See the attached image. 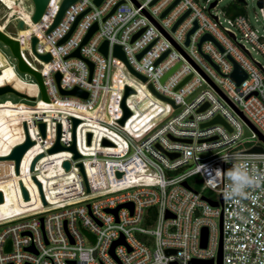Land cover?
<instances>
[{"label": "built area", "instance_id": "built-area-1", "mask_svg": "<svg viewBox=\"0 0 264 264\" xmlns=\"http://www.w3.org/2000/svg\"><path fill=\"white\" fill-rule=\"evenodd\" d=\"M173 1L74 0L49 31L62 0H48L35 21L33 10L27 15L19 9L11 12L25 22L13 37L19 40L26 63L40 71L48 96L42 99L35 80L46 106L22 119L34 140L31 146L39 145L24 174L41 182L46 203L35 182L40 208L0 216V264H188L191 258L215 261L219 240L220 264H264V180L247 189L245 198L224 195L227 171L236 165L264 176V142L238 146L242 128L233 114L264 137V63L250 53L253 49L264 60V26L253 25L242 12L230 14L228 4L218 7L219 0H175L161 15ZM263 4L261 0L257 5L254 21L264 19ZM81 13L68 37L59 42ZM193 21L196 26L185 44ZM94 22L96 28L82 43ZM19 29L25 33L18 35ZM204 33L214 41L206 38L197 44ZM32 36L37 37L35 51ZM104 39L105 54L98 48ZM114 44L125 60L112 53ZM78 47L80 54L69 56ZM47 52L48 60L39 56ZM233 62L245 72L238 83L228 76ZM75 86L87 95L60 90ZM125 86L131 91L123 97ZM122 97L129 114L119 123ZM215 115L230 129L220 122L200 125ZM72 117L80 119L74 135L81 156L75 158L68 149L49 152L58 123L60 143H72ZM39 121L45 122L44 136ZM102 138L111 143H101ZM255 145L263 150H246ZM169 152L177 155L170 157ZM11 160L24 184L21 160L18 172ZM64 160L70 162L69 168ZM203 165L220 170L215 187L208 186L206 169L197 170ZM205 188L215 191L217 198L205 195ZM125 202L131 208L122 205ZM116 206L115 212L108 210ZM149 212L154 214L152 226L144 224ZM83 229L94 236L93 243H87ZM167 248L173 250L165 252Z\"/></svg>", "mask_w": 264, "mask_h": 264}, {"label": "rangeland", "instance_id": "rangeland-1", "mask_svg": "<svg viewBox=\"0 0 264 264\" xmlns=\"http://www.w3.org/2000/svg\"><path fill=\"white\" fill-rule=\"evenodd\" d=\"M197 1L199 3H203V0ZM232 1L233 0H219L218 7L230 4ZM244 1L245 3H241L243 10L242 13L247 16L248 20L253 25H258L259 27L264 26V19L259 18L258 21H254L253 19V14L259 13L256 0ZM17 5V9H19L22 14L24 13L23 15H27V11L31 12L34 7L32 0H0V28L12 36L16 35L17 27L14 24L15 12L12 15L10 14L13 8ZM6 20L7 23H5V25H1L6 22ZM21 33H25L24 29H19L17 31L18 35ZM246 45L249 47L248 43H246ZM250 53L260 62L264 63V60L259 53L255 52L253 49H250ZM27 56L32 59L31 55L27 54ZM2 80H7V82L4 81L3 84H11L15 89L29 95H32L35 92L39 93L38 85L34 82L36 80L34 75L19 69L17 65V58L11 48L5 42L0 40V81ZM40 98L35 101L11 91L0 94V190H3L4 192V199L0 201V216L12 215L19 213L20 211L40 208L42 206V203L36 193V183L24 174L28 167L27 164L30 158H32L38 150L39 145L34 147L31 146L25 152L20 164L23 171L22 175L24 177L23 185H26L30 189L32 196L31 199H25L22 195H20L19 185L22 181L19 180V177H17L18 173L13 172V162L11 158L5 157L8 155L7 153L13 145L21 142L25 138V130L22 119L29 117V113L38 108L36 104L39 102ZM233 114L240 121L242 128L238 146L245 147L253 143L261 144L262 141L257 138L254 130L235 112H233ZM41 176L42 175H40V177ZM42 181L46 182V180ZM53 182H55V180ZM194 185L196 188H200L201 183L200 181H196L194 182ZM202 192L209 197L217 198V193L212 189L205 188ZM153 216L154 214L151 212H149L148 215H144V224H151L150 226H152ZM215 220L217 221V218H215ZM83 232L87 237V243H93L94 236L90 235L86 229H83ZM6 249H8L7 246Z\"/></svg>", "mask_w": 264, "mask_h": 264}, {"label": "water", "instance_id": "water-1", "mask_svg": "<svg viewBox=\"0 0 264 264\" xmlns=\"http://www.w3.org/2000/svg\"><path fill=\"white\" fill-rule=\"evenodd\" d=\"M74 0H62V3L60 5V8L58 10V13L52 23V25L50 26V28L48 29L51 30V28L59 21V19L61 18L65 8L71 3L73 2ZM95 4L99 3L100 0H93ZM153 1V0H152ZM240 1H243V0H240ZM33 2V13L31 15V18L32 20H38V18L40 17V15L42 14L48 0H32ZM175 2V0L168 6L166 7L162 12H161V15L165 13V11ZM214 1L211 2V4H213ZM256 4L258 6L261 5V0H256ZM114 7L111 8V10L108 12L110 13L112 11ZM188 10H186L177 20L176 22L172 25L171 28H174V26L176 25V23L183 17V15L187 12ZM107 13V14H108ZM82 15L79 14L78 17L76 18V20L74 21L71 29L69 30V32L64 36L62 37L59 42H63L67 37L68 35L71 33L72 29L74 28L78 18ZM106 16V15H105ZM104 16V17H105ZM103 17V18H104ZM14 23H15V26L17 28H24L25 27V22L22 18L16 16L15 19H14ZM196 24H195V21H193V26L187 31L186 33V36H185V40H184V43L186 44L188 42V34L195 28ZM96 28V22H94L92 25H91V28L89 29V31L86 33V35L84 36L83 40H82V43L86 42V40L89 38V36L91 35V33L93 32V30ZM138 32L134 33L131 37L134 38L136 35H137ZM211 39L213 40V38L208 34V33H204L200 36L197 44L200 43L201 40L203 39ZM0 40H2L3 42H5L7 45H9V47L11 48L12 52L14 53V55L16 56L17 58V65L19 67V69L23 70V71H27L29 72L30 74L34 75V77L36 78V80L38 81L39 83V86H40V90H41V97L42 99L44 100H48V96L46 94V91H45V87H44V84H43V80H42V76H41V73L40 71L34 69L33 67H31L30 65H28L26 63V61L23 59L21 53H20V43H19V40L13 36H11L9 33H7L6 31H4L3 29L0 28ZM37 40V37L36 36H32L31 38V45H32V50L35 51V42ZM214 41V40H213ZM106 46H107V42L106 40H102V42L100 43L99 45V50L105 54L106 53ZM221 48V47H220ZM145 50L142 49L141 51H139L137 54H136V57H139L141 55V53ZM112 53L118 57H120L122 60H125L124 58V54H123V51L121 50L120 46L118 44H114L113 45V49H112ZM79 47L76 48L74 51H72L69 56L71 55H79ZM165 54V52L162 53L161 56H163ZM39 56L41 58H43L44 60H48L50 58V53H44V54H39ZM160 56V57H161ZM159 57V58H160ZM158 58V59H159ZM90 64V69L92 68V63L89 62ZM172 69V68H171ZM171 69L168 71L170 72ZM167 72V73H168ZM166 73V74H167ZM164 74L162 76V78L165 77ZM141 79H144L143 76L139 75ZM228 76L229 78H231V80H233L235 83H238L244 76H245V72L244 70L235 62H233V68L232 70L228 73ZM188 76H186L184 79L181 80L180 83H182ZM60 78V73L57 72L56 73V79L57 81L59 80ZM150 88H151V85H149ZM62 93H72V94H78V95H82V96H86L87 95V92L77 86L71 88V89H68V90H64V89H60ZM7 91H11V92H14L20 96H23V97H26V98H29V99H34L35 97L32 96V95H29L27 93H24L22 91H19L17 89H15L11 84H3V85H0V94L4 93V92H7ZM131 91V88H129L128 86H125V90H124V95L123 97ZM123 97L121 99V106H122V109H123V114L122 116L118 119L119 123H122L124 118L129 114V110L125 107L124 103H123ZM206 104H202L201 106H199L197 108V110H201L204 108ZM72 120H73V125H72V129H73V141L70 145L68 146H64L60 143L59 141V134H60V124L58 123L57 124V138H56V141L55 143L48 149L49 152H55L57 150H62V149H68V150H71L73 152V156L75 158H79L81 156L80 152L76 149V145H75V127L76 125L78 124V122L80 121L79 118L77 117H72ZM212 122H220L222 123L227 129H230L229 125L227 124V122L220 116V115H215L214 117L204 121V122H201L200 125H206V124H209V123H212ZM248 124L253 128V126L248 122ZM23 126H24V130H25V138L22 142H19V143H16L10 153L8 155H6L5 157L6 158H11V159H14V162H15V170L16 172H18V169H19V163H20V160H21V157L22 155L24 154V152L27 150V148H29L33 143H34V140H32L29 136V133H28V128H27V124L26 122H23ZM38 127H39V130L41 132V135L44 136L45 135V122L44 121H39L38 122ZM254 129V128H253ZM255 130V129H254ZM259 139L262 140L264 142V137L261 135V133H259L257 130H255ZM88 142L90 141V136H91V133L88 132ZM171 138H174L171 136ZM212 138V137H211ZM180 140L182 141H186V142H189L190 139L189 138H181ZM199 140H202V139H199ZM101 143L103 144H110L111 142L106 139V138H102L101 139ZM247 151H261L263 150L262 146L260 145H255V146H252L248 149H246ZM170 157H173L175 155H177L176 152H169L167 153ZM42 153L38 154L32 164H31V167H33L34 165V162L36 161V159L41 156ZM63 165L65 166V168H69L70 166V162L68 160H64L63 161ZM78 165L80 166V170L82 171V173L84 174V168H83V165H82V162L79 161L78 162ZM85 177V175H84ZM33 179L35 180V182L37 183L38 185V188H39V192H40V197L42 199V202L45 204L46 203V199H45V196H44V193H43V190H42V186H41V182L34 176ZM85 180V183H86V188L87 190H89L88 188V184H87V181H86V178L84 179ZM184 184L185 181L183 182ZM21 190H22V194H23V197L25 199H28L29 198V193H28V190L26 189V187L21 183ZM4 199L3 197V193L2 191L0 190V201H2ZM211 204H216V201H213V200H208ZM122 205H126V206H129V208H131V204L129 202H125V203H122ZM119 206V205H118ZM116 206L115 208L113 209H108V210H111L113 212H115L116 208L118 207ZM219 226H220V218H219V222H218ZM122 240L121 236L114 240L110 246V251L112 250V247L115 243L117 242H120ZM205 240H206V228L205 227H202L201 229V233H200V244L203 246L205 244ZM28 248H32L31 246H29ZM173 249H165V252H170L172 251ZM220 264V240H219V244H218V249H217V253H216V257H215V261H213V258H191L189 261H188V264ZM173 264V263H172Z\"/></svg>", "mask_w": 264, "mask_h": 264}, {"label": "clouds", "instance_id": "clouds-1", "mask_svg": "<svg viewBox=\"0 0 264 264\" xmlns=\"http://www.w3.org/2000/svg\"><path fill=\"white\" fill-rule=\"evenodd\" d=\"M206 169L205 172L207 183L209 187H215L216 178L220 176L219 169H211L207 165L201 166L198 171ZM227 179L229 181L227 191L224 193L226 199L245 198L247 196V189L259 186L264 176H257L251 174L247 166L236 165L227 171Z\"/></svg>", "mask_w": 264, "mask_h": 264}, {"label": "trees", "instance_id": "trees-1", "mask_svg": "<svg viewBox=\"0 0 264 264\" xmlns=\"http://www.w3.org/2000/svg\"><path fill=\"white\" fill-rule=\"evenodd\" d=\"M241 3L242 2H238L237 0H233L232 3L228 4V8H227L228 12L230 14H233L236 12H243ZM4 81L7 82V80H2V81H0V84H3ZM48 168H51V171H52V169L55 170L53 165L48 167ZM53 181L54 180H50V182H53Z\"/></svg>", "mask_w": 264, "mask_h": 264}, {"label": "bare ground", "instance_id": "bare-ground-1", "mask_svg": "<svg viewBox=\"0 0 264 264\" xmlns=\"http://www.w3.org/2000/svg\"><path fill=\"white\" fill-rule=\"evenodd\" d=\"M23 33V32H22ZM22 33H21V35H22ZM40 92V91H39ZM40 94L38 93V92H35L34 94H32V96H34L35 98L34 99H32V100H37V99H39L40 98V96H39ZM36 106L38 107V108H41V107H44V106H46V103H45V101H43L41 98H40V100H39V102L36 104Z\"/></svg>", "mask_w": 264, "mask_h": 264}, {"label": "crops", "instance_id": "crops-1", "mask_svg": "<svg viewBox=\"0 0 264 264\" xmlns=\"http://www.w3.org/2000/svg\"><path fill=\"white\" fill-rule=\"evenodd\" d=\"M18 8V5L15 7V8H13V10L12 11H14V10H16ZM11 11V12H12ZM24 14V13H23ZM1 25H5V23H3V24H1Z\"/></svg>", "mask_w": 264, "mask_h": 264}]
</instances>
